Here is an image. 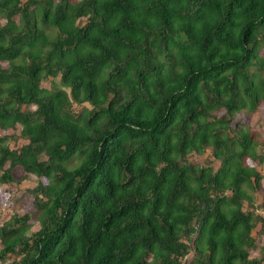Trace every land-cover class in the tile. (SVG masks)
Masks as SVG:
<instances>
[{
	"label": "trees",
	"instance_id": "trees-1",
	"mask_svg": "<svg viewBox=\"0 0 264 264\" xmlns=\"http://www.w3.org/2000/svg\"><path fill=\"white\" fill-rule=\"evenodd\" d=\"M0 17V183L37 180L1 261L264 264V140L234 122L264 101V0H0Z\"/></svg>",
	"mask_w": 264,
	"mask_h": 264
},
{
	"label": "rangeland",
	"instance_id": "rangeland-1",
	"mask_svg": "<svg viewBox=\"0 0 264 264\" xmlns=\"http://www.w3.org/2000/svg\"><path fill=\"white\" fill-rule=\"evenodd\" d=\"M78 1V0H73ZM17 16L14 17L15 20H17ZM0 21L3 23L5 21L4 18L0 17ZM262 57H264V48L262 50ZM45 86L48 85V83L44 82ZM238 121L242 125L245 124L247 127H249L250 131L255 133L259 139L264 140V101L259 104L257 109L253 112H249L247 110H242L234 115V122ZM11 131V130H10ZM10 131H3L0 130V135L3 136V134L10 133ZM15 133H18V128L14 131ZM26 140L22 138H18L16 140L10 139L8 141L9 147L12 149L19 148L23 143H25ZM264 151V145L262 147ZM209 150H206L204 155L201 157L192 155L190 158L194 162H203L206 158L207 153ZM6 166L8 163L5 164ZM256 169L260 171L262 174L261 178V188L258 189L256 195H257V203H263L264 202V163H261L259 165H255ZM13 177L14 181L10 183H0V225L8 220L10 216L15 212L18 214H21L24 211V208L22 207V203L26 201V197L29 195L28 189L32 188L36 183V177L33 174H29L28 179H23L26 177L22 169L18 166H16L13 169ZM257 213L261 216H264V208H259ZM29 223L31 224L29 231H36L39 228V223L36 221L35 218H31L29 220ZM0 248H1V242H0ZM255 252L251 250L250 256H254ZM193 256V253H190L187 256V260H190ZM14 256L8 257L6 260L1 261L0 264H13Z\"/></svg>",
	"mask_w": 264,
	"mask_h": 264
}]
</instances>
